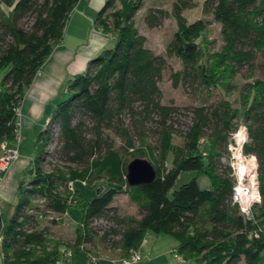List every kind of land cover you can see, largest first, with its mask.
<instances>
[{"label": "trees", "instance_id": "1", "mask_svg": "<svg viewBox=\"0 0 264 264\" xmlns=\"http://www.w3.org/2000/svg\"><path fill=\"white\" fill-rule=\"evenodd\" d=\"M146 1L106 0L96 14V25L116 43L68 80L67 96L36 137L32 179L19 184L8 219L0 206L2 264H57L68 259V249L75 257L89 253L87 245L95 248L97 240L103 248L129 251L149 231L175 238L174 251L197 264H264V204L255 205L253 219L242 216L232 204L227 163L228 133L245 123V151L257 158L264 193V0H204V12L221 25L223 43L215 50L205 38L208 20L185 16L194 0H175L171 11L149 7L144 21L151 28L175 19L166 55L146 45L135 23ZM78 2L0 0V155L2 142H15L25 92L62 41ZM167 56L178 58L182 68L174 69ZM238 76L245 79L240 87ZM165 77L175 87L200 92L201 103L185 107V125L177 121L182 108L162 102ZM237 88L239 96L230 99ZM51 155L56 161L47 169ZM135 157L151 161L157 171L153 181L128 184L127 166ZM184 171L197 176L176 189ZM201 174L211 187L199 185ZM96 179L106 186L80 208L74 238L55 235L51 224L63 218L52 216L70 208L71 183L90 185ZM120 193L138 214L113 204ZM99 219L105 226H97Z\"/></svg>", "mask_w": 264, "mask_h": 264}, {"label": "rangeland", "instance_id": "2", "mask_svg": "<svg viewBox=\"0 0 264 264\" xmlns=\"http://www.w3.org/2000/svg\"><path fill=\"white\" fill-rule=\"evenodd\" d=\"M175 0H147L143 7L136 13L135 15V23L137 27L139 28V31L144 34L147 38L146 45L150 48H152L155 52L166 55V45L171 38L175 27L176 22L173 17H168L164 19V22L161 26L151 28L149 27L146 22L144 21V14L146 13L147 9L151 6H159L163 7L165 9H168L169 11L172 10V4ZM196 2L195 7L187 9L184 11L185 16L189 20H194L197 18H204L205 20H208L209 22V28L205 34V38L210 40V46L212 49H219L223 43L222 35H221V25L213 20V17L209 13H205L203 9L204 0H194ZM96 17V16H95ZM30 19H27V22ZM67 32H70L68 35ZM64 37L67 41H69V37H73L70 29L67 31V28H65L64 31ZM111 45L107 46L113 47L116 43L115 38L112 39ZM203 40V38H201ZM70 44V43H69ZM171 66L178 70L181 69L182 66L180 64V61L175 56H167ZM245 81L242 77H237V82L240 85ZM163 96H162V102L169 104V103H175L179 105L182 110L181 114L177 115V121L181 123L182 125H185L189 121V113L186 111V106L196 105L201 103V96L200 92L194 88L191 87H185L183 85H179L175 87L168 77H165V79L160 84ZM65 89V83L62 85L61 91H60V99H64L67 94L64 91ZM224 93V91H223ZM225 94V93H224ZM239 96V90L233 92L232 95H229L230 99H235ZM21 107V105H20ZM20 111V108H19ZM53 111V109H52ZM50 112V114L52 113ZM43 124H38V127L35 132V136L43 129ZM26 139L22 143V148L24 149L26 155H22V157H26V161L22 160V163L17 166V169H20L19 174L17 176V185H19L21 182L27 183L29 180L32 179V175L29 172V169L33 166V161L35 157L38 154V150L35 147V136L32 138V141L30 138L28 139V134L25 133ZM19 137L20 134H18ZM175 141L177 143H181L182 139L178 136H175ZM55 150V145H51L48 148L49 152H52ZM55 156V155H54ZM56 157V156H55ZM48 162L46 163V168L49 169L52 166V163L56 161V158L51 155L47 158ZM58 163L65 164V161L59 160ZM197 176L196 171H184L182 172L176 182L175 188H179L183 183L190 180L192 177ZM198 183L203 188H209L211 187V181L209 177L205 174H201L198 176ZM106 184L103 179H96L92 184L83 183L80 184L79 182L72 183V202L71 206L68 209L66 214L59 215L55 214L52 217L63 218L62 224H51V228L55 235L61 237L64 240H70L74 238L75 232L77 228L80 225V208L83 207V204H85L86 200L91 199L92 197L96 196L99 191H102L105 188ZM17 189H15V192L11 196V198L6 196L0 195V206L2 210L5 212V217L8 219L12 213L13 207L16 204L17 201ZM85 190V192H84ZM85 194V195H84ZM39 203L42 201H38ZM113 204H117L119 208L122 210L123 213H131V214H138V208L137 206L132 203L125 193H120L115 196V199L113 201ZM112 204V205H113ZM107 223L104 219L97 220V226H105ZM155 236H159V244L151 250V255L156 258V261L152 264H197L194 260H181L183 259L180 255L178 257V254L176 253L175 246L177 245L176 239L165 234H156L152 231H149L146 235V239L148 238L149 244H153L155 241ZM153 239V241H152ZM97 251L102 250L99 247H102L100 245V242L97 240ZM143 244V243H142ZM0 245H1V237H0ZM87 247H91V250L89 253L84 252H78L75 257V253L72 257L69 259L60 258V261L57 264H97L99 257H101L97 252L95 251V248L91 245H87ZM103 248V247H102ZM99 249V250H98ZM118 249V248H115ZM68 250H74L73 248H70ZM124 251V250H123ZM96 252V253H95ZM125 252V253H124ZM124 256L121 258L123 264H133L136 262L129 263L126 260L128 257H131L133 254H143L142 259L144 257V252L142 250V245L140 247L132 248L129 251H124ZM84 254L87 256V263L84 259ZM79 254V255H78ZM96 257L97 260L94 261L93 258ZM181 258V259H179ZM140 259L139 261H141ZM0 264H2L1 259V253H0ZM139 264H149V260L142 261Z\"/></svg>", "mask_w": 264, "mask_h": 264}, {"label": "crops", "instance_id": "3", "mask_svg": "<svg viewBox=\"0 0 264 264\" xmlns=\"http://www.w3.org/2000/svg\"><path fill=\"white\" fill-rule=\"evenodd\" d=\"M105 2L106 0H79L71 12L65 27L67 31L70 29L73 37H69V41H67L63 36L62 41L55 46L33 83L26 90L19 111L18 134L21 136L20 142L18 144L9 142L8 144L9 147H16L19 155L4 174L2 180H0L1 196L11 198L15 189L19 186L17 185V176L20 169H17V166L22 163V160L26 161L27 159L22 157V155H26L22 148V143L26 139L25 133L28 134L27 138L32 141L38 124L42 123V128H45L52 115L50 112L62 100L59 97L62 85L65 83L64 91L66 92L68 80L75 73L84 71L90 58L111 45L114 37L105 33L95 23V16ZM67 34L69 35L70 32H67ZM159 241V236H155V241L151 245L148 243V238L146 239L145 237L142 244L144 257L141 261L133 264H139L146 260H149V264H152L154 260L156 261V258L151 255V250L159 244ZM99 248L102 250L98 249L99 251H97V248H95L97 254L101 256L97 264H123L121 258L124 256L125 250ZM83 255L87 263L86 254L83 253Z\"/></svg>", "mask_w": 264, "mask_h": 264}, {"label": "clouds", "instance_id": "4", "mask_svg": "<svg viewBox=\"0 0 264 264\" xmlns=\"http://www.w3.org/2000/svg\"><path fill=\"white\" fill-rule=\"evenodd\" d=\"M249 132L245 124H239L228 133V166L231 185V200L238 205V210L245 219H253L254 204H264V193L261 192V181L258 179L256 156L246 152Z\"/></svg>", "mask_w": 264, "mask_h": 264}, {"label": "water", "instance_id": "5", "mask_svg": "<svg viewBox=\"0 0 264 264\" xmlns=\"http://www.w3.org/2000/svg\"><path fill=\"white\" fill-rule=\"evenodd\" d=\"M157 171L150 160L144 157L133 158L127 166V180L129 185L148 183L156 178Z\"/></svg>", "mask_w": 264, "mask_h": 264}, {"label": "built area", "instance_id": "6", "mask_svg": "<svg viewBox=\"0 0 264 264\" xmlns=\"http://www.w3.org/2000/svg\"><path fill=\"white\" fill-rule=\"evenodd\" d=\"M245 124V123H242ZM15 142L18 144L20 142V137L17 136ZM8 141H4L1 143V148H2V154L0 155V180H2L4 174L9 170L13 162L18 158L19 152L16 147H9ZM256 163L258 165L257 159ZM256 172L258 173V167L256 168ZM259 179V178H258ZM72 185V183H71ZM255 205H253V211L255 208ZM254 218V217H253ZM65 256L69 259L70 257L73 256V251L72 250H67L65 252ZM143 254H133L131 257H128L126 260L129 263L139 261L142 259ZM94 261L97 260L96 257L93 258Z\"/></svg>", "mask_w": 264, "mask_h": 264}]
</instances>
